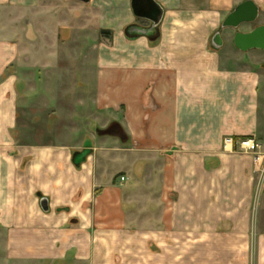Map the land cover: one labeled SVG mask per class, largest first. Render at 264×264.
<instances>
[{
	"label": "crops",
	"instance_id": "crops-1",
	"mask_svg": "<svg viewBox=\"0 0 264 264\" xmlns=\"http://www.w3.org/2000/svg\"><path fill=\"white\" fill-rule=\"evenodd\" d=\"M154 1L0 0V264H264V0Z\"/></svg>",
	"mask_w": 264,
	"mask_h": 264
},
{
	"label": "water",
	"instance_id": "water-1",
	"mask_svg": "<svg viewBox=\"0 0 264 264\" xmlns=\"http://www.w3.org/2000/svg\"><path fill=\"white\" fill-rule=\"evenodd\" d=\"M75 1L85 4L91 2V0ZM132 9L137 18L151 21V31L157 30L163 17V10L160 5L154 0H132ZM259 14L260 10L253 1H247L237 6L224 20L221 30L214 36L215 47L220 48L223 45L221 32L225 29H232L236 31L233 41L238 50L242 52H248L250 50L264 51V26H259L248 33L239 31L241 26L257 22Z\"/></svg>",
	"mask_w": 264,
	"mask_h": 264
},
{
	"label": "built area",
	"instance_id": "built-area-1",
	"mask_svg": "<svg viewBox=\"0 0 264 264\" xmlns=\"http://www.w3.org/2000/svg\"><path fill=\"white\" fill-rule=\"evenodd\" d=\"M225 145L235 146V151L242 154H250L254 157V163L259 168L260 179L264 175V154L261 152V144L255 138L234 140L227 138ZM124 181V178H122Z\"/></svg>",
	"mask_w": 264,
	"mask_h": 264
},
{
	"label": "rangeland",
	"instance_id": "rangeland-1",
	"mask_svg": "<svg viewBox=\"0 0 264 264\" xmlns=\"http://www.w3.org/2000/svg\"><path fill=\"white\" fill-rule=\"evenodd\" d=\"M255 23H257V22H255ZM255 23H253V24H255ZM90 47H92L91 46V44L89 43V44H85V45H83V51H84V53H85V58H84V61H83V64H84V70L86 71V70H88L89 68H91V66H93V61H88V58H87V56H88V54H86L87 53V51L89 50V48ZM63 62V67H65V68H69V67H72V64H75V62H71V61H62ZM75 66V65H74ZM21 70H26L27 69V66H26V63L25 64H23V65H21ZM23 79L24 80H27V77H23ZM25 84V86H26V83H24ZM27 91L25 90V92H24V96H27V93H26ZM264 175L262 176V178L260 179V181H262L263 182V184H264ZM261 182V183H262ZM260 195H261V192H260V194H259V197H260Z\"/></svg>",
	"mask_w": 264,
	"mask_h": 264
},
{
	"label": "trees",
	"instance_id": "trees-1",
	"mask_svg": "<svg viewBox=\"0 0 264 264\" xmlns=\"http://www.w3.org/2000/svg\"><path fill=\"white\" fill-rule=\"evenodd\" d=\"M103 33L107 34L106 32H103Z\"/></svg>",
	"mask_w": 264,
	"mask_h": 264
}]
</instances>
